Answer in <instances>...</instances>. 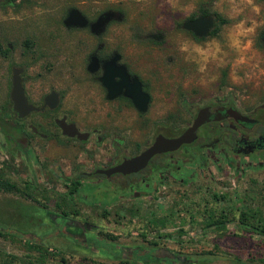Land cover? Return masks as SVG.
I'll use <instances>...</instances> for the list:
<instances>
[{
	"label": "flooded vegetation",
	"instance_id": "af4514ba",
	"mask_svg": "<svg viewBox=\"0 0 264 264\" xmlns=\"http://www.w3.org/2000/svg\"><path fill=\"white\" fill-rule=\"evenodd\" d=\"M37 3V0H0V17L28 12ZM38 18L35 14L28 13L22 18L26 20L24 22L6 24L4 28L7 29V35H20L23 39L20 42L13 39L7 41L0 36L1 60L26 63L58 58L60 51L57 28L51 27V31L46 32L41 39L38 35L41 36L43 32L38 27V21H35ZM62 21L60 24L67 33L86 30L96 41L95 47L86 56L85 71L89 58L94 56L98 68L92 73L86 71V74L89 81L95 84L94 89L100 100L86 108V119H83V115L61 111V95L53 89L48 90L37 102H32L25 89L26 64L14 63L8 70V91L5 103L0 107V116H5L2 124L9 131L6 139L1 141V147L10 155L19 153L24 160L30 161L29 140L33 137L43 142L59 144L64 141L66 144L77 145L69 153L66 150L54 151V154L48 156L45 152L36 162L42 181L50 184L48 187L34 189L37 194L36 204L41 211L37 217H42V223L47 218L51 225V231L45 238L60 234L71 246L97 251L94 247L97 243L109 241L114 244L117 238L96 231L89 224L92 220L123 222L133 220L132 217H192V212L202 213L205 204H212L213 208L219 207L220 202L225 204L223 195L209 193L204 197L207 189L202 190V183H199L204 178L213 183V175L218 173L223 177L228 174L244 177L247 180L249 200L258 197L262 201V194L258 189L264 185V96L256 98L245 89L243 96L238 95L233 86L223 85L221 81L219 85L207 88H175L174 91H169L167 101L154 105L151 82L138 71L129 69L115 49L104 52V44L98 41L105 29L93 35L89 31L91 21L88 19L84 28H66ZM23 29L29 31H19ZM116 54L119 59L113 65L125 66L127 74L126 80L121 82L131 86L135 78L140 84L141 92L148 96L143 111L138 110L124 96L123 89L113 99L106 98L107 89L99 79L103 75V64L110 62ZM12 71L19 76L29 104L40 108L44 97L55 92L58 98L56 106L52 109L45 106L39 112L18 119L11 110L9 99ZM113 82L120 81L114 77ZM198 113L204 117V121L195 129L191 142L181 144L175 150L152 155L135 172L106 174L124 160L140 155L157 136L164 139L178 138L192 125ZM31 115L47 120L50 130L47 125L45 127L41 123L29 121ZM61 119L65 124L73 125L77 134L72 137L62 135L54 123ZM17 129L21 134L19 138L12 139ZM0 136L2 137V133ZM128 141H133L132 145ZM53 181L59 188L52 187ZM169 195L171 199L168 198ZM175 195L176 199L173 198ZM175 203L183 209L184 214L173 213L171 204ZM255 205L246 203L243 206L248 213L247 217H264L263 209H257ZM243 208L238 209L237 217L239 210ZM234 213V209L229 217L213 213L211 221L223 217L224 224L221 227L214 226L210 221L207 227L223 228L231 220L230 217L235 216ZM245 232L253 233L247 228ZM149 233H153V237L151 235L148 238L145 232L139 231L136 237H129L128 244L123 246L114 244L112 248L97 247L108 253L111 263L113 260L117 264L193 263L187 260L197 255L183 251L185 242L174 241L170 236L160 235L155 230ZM167 243H173L175 251H171Z\"/></svg>",
	"mask_w": 264,
	"mask_h": 264
},
{
	"label": "rangeland",
	"instance_id": "374dc122",
	"mask_svg": "<svg viewBox=\"0 0 264 264\" xmlns=\"http://www.w3.org/2000/svg\"><path fill=\"white\" fill-rule=\"evenodd\" d=\"M37 1L36 7L28 12L0 17V36L7 41H22L23 36L10 37L4 27L6 24L26 21L22 18L28 13L35 14L39 17L35 21H38V27L43 32L41 36L38 35L41 39L46 32L51 31V27L57 28L59 56L52 61L26 63L0 59V107L5 103L8 91V70L14 63L26 64L25 89L32 102H37L48 90L53 89L61 95V111L83 115V119H86V108L100 100L94 89L95 84L89 81L85 71L86 56L95 47L96 41L86 30L64 31L60 23L70 8H77L91 22L103 11L121 14L120 21H111L105 27L98 42L104 44V52L115 49L129 69L138 71L151 82L154 105L167 101L169 91L175 88H207L219 85L221 81L223 85L233 86L238 95L243 96L245 89L256 98L264 96V52L254 45L257 31L264 27V0H217L210 5L209 11L224 17L228 23L220 26L216 35L203 38L194 37L182 28L190 16L199 17L196 11L200 0ZM19 31L25 33L29 30ZM29 121L41 123L45 127L47 125V120L43 121L38 115H31ZM1 141L3 138L0 136V175L12 183L16 191H0V230L11 233L0 236V262L6 259L13 264H36L38 255H43L45 264H117L116 260L111 263L108 253L99 247L126 245L127 239L136 237L139 231L151 238L153 233L149 232L155 230L160 235L170 236L174 241L185 242L182 249L188 254L223 256L195 257L196 261L190 264H264V237L245 232L237 222V211L246 203H257L255 207L264 211L263 184L258 189L262 201L258 197L249 200L244 177L239 178L236 174L223 177L218 173L213 175V183L207 178L199 183H202V190L207 189L204 197L209 193L223 195L225 204L220 202L219 207L205 204L204 211L192 212V217H132L133 220L123 222L92 220L89 224L96 231L112 235L117 241L114 244L101 241L97 243L99 247L94 246L97 251H91L71 246L60 234L45 238L51 231V225L47 218L42 223V217H37L41 211L36 204L34 189L50 184L42 181L36 162L45 152L48 156L54 151L66 150L69 153L77 145L64 141L59 144L43 142L33 137L29 140L31 160L26 161L19 153H7L1 147ZM132 143L128 141L129 145ZM52 183L53 188H59L54 185V181ZM26 193L31 195L30 199L23 196ZM171 206L173 213H185L176 203ZM233 209L235 216L230 217L231 220L223 228L207 227L213 213L230 216ZM260 219L264 220V217ZM166 245L175 251L173 243Z\"/></svg>",
	"mask_w": 264,
	"mask_h": 264
},
{
	"label": "water",
	"instance_id": "95a60500",
	"mask_svg": "<svg viewBox=\"0 0 264 264\" xmlns=\"http://www.w3.org/2000/svg\"><path fill=\"white\" fill-rule=\"evenodd\" d=\"M121 14L115 11H103L101 12L94 21L89 24V31L93 35H97L101 33L107 24L111 21H120ZM87 19L81 14V12L77 8H70L65 18L62 21L64 27H75V28H84L87 26ZM182 28L190 33L194 37L203 38L208 35V33L214 28V18L212 16L206 17H197L191 20H186L182 24ZM119 59V55H115L110 62L103 64L102 70L103 75L100 77L99 81L102 86L107 89L108 100L113 99L120 93V90H124V96L128 97L132 104L140 111L145 109L146 102L148 100L147 94H144L140 90V84L134 78L132 80V85L128 86L123 84L121 81L126 80L127 74L125 73V66L113 65ZM98 68L97 59L94 56L89 58L88 64L86 66L87 72H94ZM117 77L119 79L118 83L113 82V78ZM9 99L11 102V110L14 112L18 119L25 117L27 114L39 112L45 106L49 109H52L56 106L58 102L57 94L55 92H51L46 95L43 99V106L37 108L26 101V98L23 93V89L21 86V80L15 71H12L11 74V84L9 91ZM204 121V117L198 113L196 118L194 119L192 125L186 129V131L181 134L178 138L175 139H164L161 136H157L154 142L144 150L140 155L124 160L119 165L110 169L106 172L109 173H122L127 174L131 172H135L142 168L146 161L154 154L172 151L175 150L179 145L189 143L194 138L195 129L202 124ZM54 123L59 127L61 134L67 137H72L74 134H77L73 125H67L64 123L63 119L55 120ZM34 131L33 128H31ZM80 138V137H78ZM195 257L198 258H223V256L215 255V254H200Z\"/></svg>",
	"mask_w": 264,
	"mask_h": 264
},
{
	"label": "trees",
	"instance_id": "16d2710c",
	"mask_svg": "<svg viewBox=\"0 0 264 264\" xmlns=\"http://www.w3.org/2000/svg\"><path fill=\"white\" fill-rule=\"evenodd\" d=\"M217 0H200L197 6V13L196 15L199 17H206V16H212L215 21V26L214 28L208 33V36H214L220 29V26L227 24L228 20L225 19L224 17L220 16L214 11H209V7L211 4L216 2ZM195 15L190 16L188 19H194ZM254 45L257 49L260 51L264 52V27L259 29L256 33L255 36V42ZM1 115V114H0ZM5 116H0V133H2L3 140L6 139V137L9 134V131H7V128H5L2 124L3 120L2 118ZM16 135H13L12 139H17L19 138V135L21 134V131L17 129L15 131ZM30 134V131H28V135ZM0 191L5 192V193H11L16 191V187L12 184L9 183L8 181L4 180L2 178V175H0ZM27 199L31 198V195L29 193L24 194ZM248 213L246 212V209H241L239 210L238 213V223L240 226H242L243 229L246 230H252V232L258 236L264 237V220H261V217H247ZM212 225L214 226H219L221 227L224 224V219L223 217H218L215 218L211 221ZM6 234H11L9 231H6L3 229L2 231L0 230V236L6 235ZM33 247H37L36 245H33ZM205 258V257H204ZM196 260L193 259H188L187 262H195ZM37 262V263H36ZM36 264H45L44 262V256L43 255H38V257L35 259ZM0 264H13L11 261L6 260L1 261Z\"/></svg>",
	"mask_w": 264,
	"mask_h": 264
}]
</instances>
